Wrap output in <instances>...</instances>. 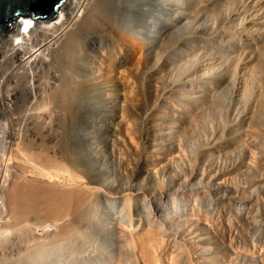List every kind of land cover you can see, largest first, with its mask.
I'll use <instances>...</instances> for the list:
<instances>
[{
  "label": "bare ground",
  "instance_id": "1",
  "mask_svg": "<svg viewBox=\"0 0 264 264\" xmlns=\"http://www.w3.org/2000/svg\"><path fill=\"white\" fill-rule=\"evenodd\" d=\"M246 2L228 28L185 40L170 39L166 29L179 17L178 0H65L54 20L22 19L0 34V236L51 228L46 235L37 225L47 245L26 247L29 235L25 246L12 247L16 259L0 264H264L263 221L255 238L244 233L252 238L247 249L231 233L254 229L248 206L264 193L257 142L264 137V0ZM130 13L141 16L138 43L148 56L146 71L136 66L144 76L137 84L94 73L98 60L100 70L109 67L115 26ZM148 38L158 42L143 46ZM83 39L99 42L90 67L78 57ZM186 50L202 59L183 65ZM117 53L111 65L118 70L126 61ZM83 71H93L95 85L85 88ZM228 86L233 111L220 98ZM103 170L111 176L93 174ZM225 202L237 208L228 235L201 215Z\"/></svg>",
  "mask_w": 264,
  "mask_h": 264
},
{
  "label": "rangeland",
  "instance_id": "2",
  "mask_svg": "<svg viewBox=\"0 0 264 264\" xmlns=\"http://www.w3.org/2000/svg\"><path fill=\"white\" fill-rule=\"evenodd\" d=\"M170 1V0H169ZM180 0H178V6H180L179 8H178V11L177 12H179L180 14H179V17H178V19H177V21H175V22H172V23H170L171 24V26H168L166 29H167V32H168V34L170 35L169 37H170V39L172 38V40H178V39H183V40H185V37L188 39V38H190V37H192L193 35H196V33L198 34V35H206L208 32L210 33V31L211 32H216V31H218L221 27H229V26H227V23L229 22V20H231V18H232V16H233V14H234V12H236V11H238V9L240 10L242 7L243 8H246L245 6H247L246 4H247V2H246V0H206V2H205V0H201L202 2H200L199 3V5H197L196 7H195V9H191V11L189 12V11H186L185 9H184V7H183V4H184V2H185V0H181L180 2H179ZM183 1V2H182ZM171 2H172V0H171ZM208 2V3H207ZM182 4V5H181ZM181 6L183 7V8H181ZM240 7V8H239ZM248 7V6H247ZM143 8V7H142ZM144 9V8H143ZM152 9V8H151ZM150 9V12H152V10ZM204 10V11H203ZM169 11H171V9L169 8V7H166V9H164L163 10V14H165L164 16H170L171 14H170V12ZM166 12V13H165ZM182 12V13H181ZM131 15H127V17H123V18H120V21H118V23L116 24V26H115V33H116V35H118V36H116V38L118 37V39L116 40V41H118V42H116L115 44H117V45H113L112 47H110L112 50H111V53H113L114 54V56L116 55V53L119 51V49H120V47L122 48V49H120V52H122V53H117V54H119V55H117V57L118 56H123V57H125L124 59H125V66H123V68H122V70H121V68H119L118 70H119V72H118V70H117V68H115L116 66H114V65H111V64H114V56H113V54H111L110 55V58H111V56H112V58H111V60L109 61V67H108V65H107V69H103V70H100V69H102L103 67H101V65L99 64V63H101L100 62V60H98V62L99 63H97V66H95V67H97V68H95V70L96 71H94V73L95 74H101V76H103V77H111L112 79L115 77V79L114 80H118L119 78H120V80L122 79L123 81H128V82H132L133 80V82H134V84H137L138 82L137 81H141L142 80V78L144 77L143 76V72H144V70H145V68H146V70L148 69V60H147V53H143V51L144 52H146L147 50H146V48H144V47H142L141 45H139V41L141 40H139V38H143L144 36H142L141 35V33H140V31H142L143 30V32H144V28H140L141 26H143V25H141L142 24V22L140 21V18H141V16L140 15H133L132 13H130ZM152 14V13H151ZM128 17L130 18V19H134V21L135 22H130L129 20H128ZM140 17V18H139ZM162 17V16H161ZM191 17V18H190ZM147 18V20H148V22L149 21H151V17H150V15H149V17H146ZM185 18V19H184ZM150 19V20H149ZM170 19V18H169ZM188 19V20H187ZM138 20H139V22H138ZM152 22V21H151ZM235 22V21H234ZM127 25H126V24ZM130 23V24H129ZM135 24H136V26H135ZM174 24V25H173ZM220 24V25H219ZM242 24H243V17H241V19H240V17L239 18H237L236 19V22H235V26L236 27H242ZM138 25V26H137ZM133 26V27H132ZM135 26V27H134ZM120 27V28H119ZM177 27V28H176ZM137 29V30H136ZM121 30V31H120ZM151 27H148L147 29H146V35L147 34H151ZM118 31V32H117ZM120 34V35H119ZM126 34V35H125ZM125 35V36H124ZM145 35V37H147ZM126 37V38H125ZM134 37V38H133ZM120 38V39H119ZM125 38V39H124ZM135 38H136V40H135ZM121 40V41H120ZM148 40V41H147ZM87 39H83V40H81V42H83V43H81L80 42V44H82L81 46L79 45V48H78V51L80 52H78V54H79V58H82V60H80L81 61V63H83V65L84 66H86L87 67V65L90 63L91 64V62H89L90 61V56H93V55H90V54H93V52L95 51V52H97V53H95L94 52V54H95V56L96 57H99L98 56V51H97V49L96 48H94L95 46L97 47L98 46V44H97V42L98 41H88ZM154 40L152 39V38H148V39H146L145 40V42H144V45L143 46H147L148 44H146V42H150L151 44H152V42H153ZM156 41V40H155ZM154 41V42H155ZM92 42V43H91ZM95 42V43H94ZM122 42V43H121ZM124 42V43H123ZM156 42H158V41H156ZM159 42H161V41H159ZM90 43V44H89ZM99 43V42H98ZM137 43V44H136ZM92 44H95V45H92ZM120 44V45H119ZM123 44V45H122ZM87 45V46H86ZM118 45L120 46V47H118ZM127 45V46H126ZM115 46V47H114ZM141 46V47H140ZM137 47V48H136ZM81 48H82V50H81ZM92 48V49H91ZM119 48V49H118ZM142 50H141V49ZM84 49V50H83ZM93 49H95V50H93ZM145 49V50H144ZM91 50H92V52H91ZM122 50V51H121ZM141 50V51H140ZM85 51V52H84ZM140 51V52H139ZM188 53H187V52ZM186 51H181V52H183V53H181L182 55H181V58L183 59L181 62L183 63V65H185V66H187V67H189V65H190V67L191 66H194L197 62H199L201 59H202V56L199 54V53H197V52H193V53H191L192 51H188V50H186ZM186 52V54H184ZM125 53V54H124ZM123 54V55H122ZM199 54V55H198ZM145 55V56H144ZM191 55V56H190ZM239 55V56H238ZM244 54L243 53H239V54H237L236 56H238L237 58H239V60H244L242 57H244L243 56ZM141 58H140V57ZM185 56H187V57H185ZM127 57V58H126ZM174 58V57H173ZM114 60V61H113ZM174 60V59H173ZM185 60V61H184ZM113 61V62H112ZM147 61V62H146ZM140 62V63H139ZM88 63V64H87ZM127 63V64H126ZM173 64H176V61L174 60V62H172ZM85 64H87V65H85ZM107 64V63H106ZM145 64V65H144ZM187 64V65H186ZM112 67H111V66ZM91 65H88V67H90ZM100 66V67H99ZM136 66H137V68H139V67H141V68H143V69H141V71L143 70V72L141 73V71H139V69H137L136 68ZM139 66V67H138ZM99 67V68H98ZM114 67V68H113ZM125 67V68H124ZM114 70H113V69ZM136 68V69H135ZM99 69V70H98ZM109 69H110V71H109ZM117 70V71H116ZM136 70V71H135ZM145 70V71H146ZM121 71H124V72H122L121 73ZM133 71V72H132ZM137 72L138 74H136L135 72ZM140 73H139V72ZM91 72H93V71H83V73L85 74V76H86V78H84L83 80H84V85H85V88H86V86L87 87H90L91 85L93 86V85H95L96 83V79L94 80V78L92 79L91 77H88V75L91 73ZM102 72V73H101ZM113 72V73H112ZM126 72V73H125ZM105 73V74H104ZM117 73H120V75H117ZM125 73V74H124ZM107 74V75H106ZM113 74V75H112ZM122 74V75H121ZM129 75V77H128V75ZM105 75V76H104ZM138 76V77H136V76ZM100 76V75H99ZM116 76H118V77H116ZM88 77V78H87ZM131 77H132V80H131ZM134 77H136L137 79L135 80V78ZM125 78H128V79H125ZM129 78H130V80H129ZM141 78V79H140ZM88 82H87V81ZM94 80V81H93ZM94 82V83H93ZM132 82V83H133ZM88 83H90V84H88ZM102 83V82H101ZM231 87L232 86H228L227 88H226V90H224V91H222L221 93V95H220V98H221V100H222V107H223V109L224 110H230V111H233L234 109V107H235V103L237 104V101L235 100L236 99V97H235V94H234V92L232 91L233 89H231ZM230 90V91H229ZM223 95V96H222ZM233 95V96H232ZM90 100L91 101H96V99H94V97H91L90 98ZM223 102H224V104H223ZM226 102V103H225ZM227 106V107H226ZM229 107V108H228ZM228 108V109H227ZM88 113V112H87ZM87 122H89V123H91V122H93V120L92 121H86V123H84V125H83V128H84V131L88 134V133H91V132H93V129H92V123L89 125V123H87ZM86 124V125H85ZM85 126V127H84ZM91 127V128H90ZM260 137H258V143H259V141L261 140V142L263 141L264 142V137H261V139H259ZM262 138H263V140H262ZM262 142V143H263ZM262 143H260L261 144V146L263 147L264 146V143H263V145H262ZM262 151L263 152H260L259 153V156H262L261 157V159L262 160H264L263 158H264V147L262 148ZM262 153V154H261ZM259 160L260 162L262 161V160ZM97 161V162H96ZM96 161H92V163H94L93 165L96 167V168H100L102 165H101V161H99V160H96ZM258 161V162H259ZM96 162V163H95ZM263 162V161H262ZM96 164V165H95ZM259 164L260 163H258V166H259ZM259 167H261L260 169H259ZM258 167V169L261 171L262 169H264V163L262 164H260V166ZM97 171H99V170H97ZM105 171L106 170H103L101 173H96V172H94L93 174L95 175V177H99L100 175H97V174H103V175H101V177H107V176H109V175H107V173H105ZM264 172V170H262V173ZM1 174H3V173H1L0 172V183L2 182V176H1ZM106 174V175H105ZM112 174V173H111ZM111 176V175H110ZM263 176H264V174H263ZM204 191H205V194H208V195H210V196H213V193H212V191H213V187H211V186H209V185H204V186H202L201 187ZM257 194H258V197L260 196L261 198H263V200H261L260 199V197H259V199H257L256 200V204L258 203V201H259V205H256V204H254V203H252V204H250L249 206H248V210H247V212H250V211H252V212H250L249 214H248V216H249V218H251V221L252 222H254V226H251V227H254V229L253 228H250V226H249V228L247 229V227H243V232H242V230H238L239 232H234V230L232 229V232L231 233H233V236H232V238H234L235 236V239L234 240H236V242L239 244L238 246H240V244L242 245V243H239V242H243L244 240H247V242H245V243H243V245L242 246H240L241 248H243V246L245 247V249H247L248 247L246 246L247 244L246 243H248V245L251 247V241H249V239H248V237H250L251 238V236H249L250 234L253 236H256V233H255V230H256V226H257V224L258 225H261V222H262V224L264 223V193H261L260 191H257ZM257 197V198H258ZM261 200V201H260ZM228 204V205H227ZM263 204V205H262ZM254 205V206H253ZM261 205V206H260ZM257 206V207H256ZM259 206V207H258ZM263 206V207H262ZM247 207V206H246ZM256 207V208H255ZM210 208H211V210H210ZM217 208V209H216ZM223 208V209H222ZM225 208V209H224ZM227 208H228V210H227ZM231 208V209H230ZM260 208V209H259ZM152 209L153 210H155L156 209V206L155 207H152ZM203 209V208H202ZM201 209V210H202ZM206 209H209V210H206ZM216 210V211H215ZM225 210V211H224ZM236 210H237V208H235V207H233V205H231V204H229L228 202H225V203H223V204H221V205H219L218 207H204V209L201 211V215H202V218H204L205 220H207V222H208V224H209V220L211 221V223H213V225H215L216 224V228H214L215 226H213V228L219 233L220 231H222L221 233H223L224 231L226 232L227 231V229H228V227H227V224H230V223H232L233 221V219L232 218H234L235 216H234V214H235V212H236ZM97 211H98V213H99V215L100 216H102L103 217V220H107L108 219V217H107V215H105L103 212H101V210H100V208H97ZM232 211V212H231ZM256 211V212H255ZM208 212H209V214H208ZM228 212V213H227ZM254 212V213H253ZM221 213V214H220ZM227 213V214H226ZM254 215H253V214ZM260 213V214H259ZM211 214V215H210ZM230 214V215H229ZM251 214V215H250ZM258 215V216H255V215ZM207 215V216H206ZM212 215H214V216H212ZM217 215H218V217H217ZM221 215V216H220ZM232 215V216H231ZM208 216H210V217H208ZM222 217V218H221ZM227 217V218H226ZM255 217V218H254ZM257 217V218H256ZM219 218V219H218ZM254 218V219H253ZM209 219V220H208ZM224 219H225V221H224ZM228 219H230L229 220V223L226 221V220H228ZM258 219H260V220H258ZM219 220V221H218ZM254 220V221H253ZM260 222H258V221ZM3 222V220H0V222ZM219 223H218V222ZM223 221V222H222ZM1 222V223H2ZM210 223V224H211ZM48 224L49 223H42V224H36V226L35 225H32V228H33V230H32V235L31 234H23L21 237L22 238H20L17 234H16V236H15V232L14 233H12V231H10L9 229H7V232H4L2 235H3V241H2V238H1V236H0V239H1V241L3 242H0V263H1V261H3V260H8V259H10L11 257L10 256H13L12 258L14 259H16V252L15 251H12V252H14V255H13V253L11 252V250H12V247L13 248H15L16 247V245L18 244V246L19 245H21L22 243H21V241L23 242V243H25V242H27V240H28V244L27 243H25V245H26V247L28 246H34L35 247V245L34 244H38V243H44V244H48V237L46 238V235H47V230H48V232H50V226L48 227ZM209 224V225H210ZM222 224V225H221ZM225 224V225H224ZM0 225H2V224H0ZM40 227V226H42L43 228V232L46 234H44L45 235V237H43L41 234H43V232L41 231V230H39L40 228L38 227V226ZM44 225V226H43ZM212 226V225H211ZM219 226V227H218ZM45 227V228H44ZM218 227V228H217ZM222 227L224 228L223 230H222ZM0 228H2L3 229V227L2 226H0ZM39 228V229H38ZM48 228V229H47ZM220 228V229H219ZM217 229H219V231L217 230ZM245 229H246V231H245ZM253 229V230H252ZM9 230V231H8ZM36 230V231H35ZM37 230H38V232H37ZM6 231V230H5ZM245 231V232H244ZM249 231V232H248ZM225 232L223 233V234H225ZM247 232V234L249 233V235H247L246 236V234H244V233H246ZM251 232V233H250ZM253 232H254V234H253ZM6 233V234H5ZM33 233H35L34 235H33ZM37 233H39V234H37ZM229 234V231L228 232H226V234ZM239 233V235L237 236V234ZM243 233V234H242ZM227 234V235H228ZM236 234V235H235ZM241 234V235H240ZM29 235H31L32 237L34 236V238H31V236H29ZM37 237H36V236ZM39 235V236H38ZM245 235V237L244 238H247V239H244L243 238V236ZM29 236V238L26 240L25 238L26 237H28ZM42 236V237H41ZM239 236H242V238L240 237V238H238ZM252 237V238H255V237ZM18 237H19V240H18ZM39 237V239L37 240V238ZM44 238V239H43ZM237 238V239H236ZM251 238V239H252ZM21 239V240H20ZM32 239V241H30ZM41 239V240H40ZM47 239V240H46ZM18 240V241H17ZM24 240V241H23ZM34 240V241H33ZM240 240V241H239ZM20 241V243H18ZM45 241H46V243H45ZM33 242H34V244H33ZM30 244V245H29ZM246 244V245H245ZM24 244H22L21 246H23ZM24 245V246H25ZM17 246V247H18ZM33 246L31 247L32 249H33ZM249 247V248H250ZM31 248H29V249H31ZM11 254V255H10ZM14 259V260H15ZM248 264H252V263H250V262H248Z\"/></svg>",
  "mask_w": 264,
  "mask_h": 264
},
{
  "label": "water",
  "instance_id": "3",
  "mask_svg": "<svg viewBox=\"0 0 264 264\" xmlns=\"http://www.w3.org/2000/svg\"><path fill=\"white\" fill-rule=\"evenodd\" d=\"M65 0H0V34L10 35L22 19L51 21Z\"/></svg>",
  "mask_w": 264,
  "mask_h": 264
},
{
  "label": "built area",
  "instance_id": "4",
  "mask_svg": "<svg viewBox=\"0 0 264 264\" xmlns=\"http://www.w3.org/2000/svg\"><path fill=\"white\" fill-rule=\"evenodd\" d=\"M33 22H35V21H33Z\"/></svg>",
  "mask_w": 264,
  "mask_h": 264
}]
</instances>
